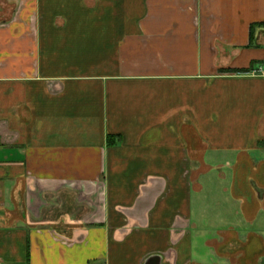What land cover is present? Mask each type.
<instances>
[{"label":"crops","instance_id":"1","mask_svg":"<svg viewBox=\"0 0 264 264\" xmlns=\"http://www.w3.org/2000/svg\"><path fill=\"white\" fill-rule=\"evenodd\" d=\"M264 0H0V264H264Z\"/></svg>","mask_w":264,"mask_h":264},{"label":"built area","instance_id":"2","mask_svg":"<svg viewBox=\"0 0 264 264\" xmlns=\"http://www.w3.org/2000/svg\"><path fill=\"white\" fill-rule=\"evenodd\" d=\"M248 73H251L253 75H264V68L262 66H259L250 70Z\"/></svg>","mask_w":264,"mask_h":264},{"label":"trees","instance_id":"3","mask_svg":"<svg viewBox=\"0 0 264 264\" xmlns=\"http://www.w3.org/2000/svg\"><path fill=\"white\" fill-rule=\"evenodd\" d=\"M255 25L257 26L264 25V22H259L258 24L251 25V33L253 32V28L255 27Z\"/></svg>","mask_w":264,"mask_h":264}]
</instances>
